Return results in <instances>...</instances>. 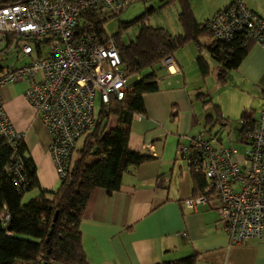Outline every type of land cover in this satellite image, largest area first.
<instances>
[{
  "label": "crops",
  "instance_id": "obj_1",
  "mask_svg": "<svg viewBox=\"0 0 264 264\" xmlns=\"http://www.w3.org/2000/svg\"><path fill=\"white\" fill-rule=\"evenodd\" d=\"M232 1H222L211 13L205 12L203 19L194 11L196 2L195 7L191 3V10L201 23ZM243 2L264 16V0ZM17 40L20 39L2 41L10 49ZM200 43L213 65L201 50L178 51L171 71L161 67L165 74L157 75L158 89L143 94L145 111L133 115L128 145L145 155L146 160L129 167L118 191L107 194L100 187L93 191L79 224L89 264H156L191 254H196L198 264H264V218L260 239L232 242L216 223L217 214L209 204L195 209L185 206L195 185L186 161L177 156L179 145L203 131L215 146H233L217 140L215 133H211L212 125H206L205 117L212 104L219 106L224 119L220 128L227 136L233 130L242 145L238 124L241 113L251 110L252 119H256L264 107V49L252 45L241 64L229 70L221 84L215 74L218 64L210 53L211 38L206 41L200 38ZM32 52L27 55L30 60L38 57L37 49L35 57ZM199 54L209 67L206 78L197 64ZM7 67L12 66L4 68ZM208 82L219 88L220 93L210 91ZM25 83L26 86L18 83L3 86V107L15 128L24 133L26 154L35 163L40 187L54 191L60 180L48 151L50 136L45 127L39 129L37 118L43 125L41 118L24 92L15 86L22 85L25 89L28 86ZM118 124L116 117L108 119V128Z\"/></svg>",
  "mask_w": 264,
  "mask_h": 264
},
{
  "label": "built area",
  "instance_id": "obj_2",
  "mask_svg": "<svg viewBox=\"0 0 264 264\" xmlns=\"http://www.w3.org/2000/svg\"><path fill=\"white\" fill-rule=\"evenodd\" d=\"M134 1L139 0H21L0 6V40L12 35L23 41L22 54L29 55L34 47L38 52L37 58L0 72V139L13 149L5 170L18 189H26L29 182L20 154L24 133L7 117L3 86L28 82L25 98L50 136L48 151L62 180L78 140L95 125L97 95L104 105L111 98L121 100L132 89L127 82L131 75L113 39L80 34L81 19L88 12L118 15ZM207 28L212 34L211 45L242 34L244 42L264 49V18L243 0H234L212 15ZM31 41H39V46ZM43 45L50 54H42ZM160 65L171 71L175 60L167 56ZM254 120L253 124L239 120L243 128L241 153L233 146H215L204 131L177 148V156L186 161L190 172L203 178L185 206L195 209L209 204L217 214L216 223L234 243L260 239L263 231L264 107ZM1 217L8 219L6 213Z\"/></svg>",
  "mask_w": 264,
  "mask_h": 264
},
{
  "label": "trees",
  "instance_id": "obj_3",
  "mask_svg": "<svg viewBox=\"0 0 264 264\" xmlns=\"http://www.w3.org/2000/svg\"><path fill=\"white\" fill-rule=\"evenodd\" d=\"M14 1L21 0H0V6ZM163 1L168 4L173 0ZM177 1L180 3L178 19L182 26L181 33L172 34L162 27L142 25L135 38L126 43L121 33L137 24L144 15L133 21L120 22L118 32L110 37L104 31L106 19L94 12L83 15L79 32L93 34L103 40L112 38L122 64L130 75L155 65L161 68L160 60L167 56L174 57L186 42H194L201 50L200 38L212 35L207 28L210 17L199 23L193 16L189 1ZM149 11L151 9L147 10L148 13ZM7 38L17 39L12 35ZM34 42L38 47L40 42ZM252 45L253 42H244V36L239 34L230 41L209 47L211 56L218 64L216 75L221 84L226 81L227 72L241 64ZM8 46L6 44L3 51H7ZM197 64L201 74L206 76L209 67L200 54ZM4 67L0 64V72ZM131 87V91L121 100L111 98L108 104L101 105L94 127L82 136V143L74 150L66 176L54 191L40 187L35 163L26 154L24 141L20 144V154L29 182L24 190L14 186L5 170L13 149L6 140L0 139V264H89L79 224L93 191L99 187L107 194L118 191L123 174L129 167L142 163L147 158L129 147V126L134 114L145 111L143 94L158 89L157 74L150 72L132 83ZM211 108L205 117L206 125L211 124L210 129L216 124L222 126L224 119L219 106L212 104ZM112 116L117 118L119 124L108 128V119ZM240 119L246 124H253L255 121L251 110H244ZM215 136L217 140H222L217 133ZM191 174L195 190L201 185L203 178L195 173ZM32 189H38L39 193L24 203V192ZM1 213L8 215L7 221L2 219ZM156 264H198V258L196 254H191Z\"/></svg>",
  "mask_w": 264,
  "mask_h": 264
},
{
  "label": "rangeland",
  "instance_id": "obj_4",
  "mask_svg": "<svg viewBox=\"0 0 264 264\" xmlns=\"http://www.w3.org/2000/svg\"><path fill=\"white\" fill-rule=\"evenodd\" d=\"M222 1H224V0H191V3H192V6L195 7V2H196L197 9L195 7L194 11H197V13H199V14H197V17L199 19H203L202 15H205V12L209 11L211 13L214 9H216L218 7V5L220 3H222ZM165 3H166V1H163V0H144V1L139 0V1H134L130 4H128L118 14V16L110 14V13L100 15L101 18L106 19L104 21L105 34L110 36V37L113 36L114 34H116L118 32L120 22L133 21V20L141 17L142 15H144V16L141 17V20L139 22H136L137 24L131 25L130 27H128L126 30H124L121 33V37H122L124 42L128 43L129 41L134 39L142 25L153 26V27H162V28L168 30L172 34L181 33L182 32V26H181L179 19H178V13L180 10V3L177 0H173V1L169 2L168 4H165ZM191 3L189 1L190 7H191ZM149 9H151V11H149V13H148L147 10H149ZM198 9L201 11L199 12ZM202 38H203V41H206V40L210 39L211 37H209V38L208 37H206V38L202 37ZM31 42H34V41H31ZM22 43H23L22 40H17L10 49H8L7 51H3L4 42L1 40L0 41V64L4 65V66L18 67L21 64L28 62L30 60L31 56H27V55L22 54V52L20 50V46L22 45ZM181 48L178 50L179 52L177 51L178 53H180L183 50H185V53L189 52V50H195V52L199 51L196 44L192 41L186 42L185 45H183ZM201 49H202V47H201ZM35 51H36V49L34 47L33 52H32V57H35V55H36ZM42 51H44L47 54H50V50H49L47 45L42 46ZM201 51L207 57V60L209 61L210 65H213V60L211 59L210 55L207 53L206 49L201 50ZM176 53L174 54V57H175ZM150 72H154L157 75L165 74V72L163 71L162 68H160L158 65H155V66L148 67V68H145L143 70L137 71L135 74H131V76L128 77L127 82L131 83V84L135 83L141 77L145 76L146 74H148ZM213 74H214V72H213ZM215 74H216V72H215ZM206 77L207 76H205V78ZM25 82H27V81L23 80V81H18L16 83L23 84L24 86H26ZM16 83H12V84H16ZM207 85L210 88V91H213L216 94L220 93L219 88L215 89V87L211 86L209 84V82ZM15 86H16V88L22 90L23 92L26 89V88L23 89L22 85H15ZM210 95L213 97V94H211V92H210ZM95 107H96L95 114H97V112L101 108V102H100L99 95H97V97L95 99ZM38 120L39 119L37 118V125H38L39 129L45 130L44 126L41 124L40 120L39 121ZM233 121H232V123H234ZM238 124L240 125L239 121H238ZM216 131H218L217 135H218V137H221V139H222L221 141L223 144L233 145L239 151L244 150V146L238 144V142H237L238 136L233 130L230 131V135L227 136L226 131L221 129L219 125H214L212 127L211 133L214 135V133H216ZM82 139L83 138L81 137L78 140V143H77L78 148L80 147V145L82 143ZM215 143H217V142H215ZM37 193H39L38 189H32V190L25 191L23 194L22 201L24 203H26L33 196H35Z\"/></svg>",
  "mask_w": 264,
  "mask_h": 264
}]
</instances>
